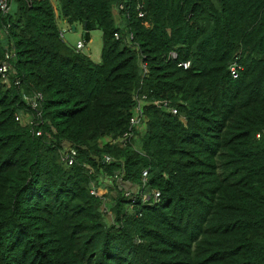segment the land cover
<instances>
[{"label": "trees", "instance_id": "16d2710c", "mask_svg": "<svg viewBox=\"0 0 264 264\" xmlns=\"http://www.w3.org/2000/svg\"><path fill=\"white\" fill-rule=\"evenodd\" d=\"M58 5L87 42L102 32L100 64L61 39L52 0L0 12L20 81L0 74V264H264V0Z\"/></svg>", "mask_w": 264, "mask_h": 264}, {"label": "built area", "instance_id": "2783aa9c", "mask_svg": "<svg viewBox=\"0 0 264 264\" xmlns=\"http://www.w3.org/2000/svg\"><path fill=\"white\" fill-rule=\"evenodd\" d=\"M53 2V0H52ZM54 4V2H53ZM55 6V5H54ZM124 9V5H120L118 7H115V13L118 14L119 11ZM11 10V0H0V12L4 13V14H8ZM137 11L139 12V16L140 17H144V13H143V4L138 3L137 6ZM61 32H60V37L62 40L65 41V33L66 30L63 29L60 26ZM86 48L85 43L84 42H78L75 46V49L77 51H83ZM173 57L176 58V55L173 54ZM13 58V54L10 52H7L5 55V59L1 64L0 67V74L2 76V82L3 84H5L8 87H11L12 85L20 87V81L16 78L12 79L13 75L16 74L15 68L13 67V65L11 64V59ZM180 66L184 67L185 69H188L190 66V63H183L180 64ZM143 72L144 74L147 73L148 69L146 64H143ZM240 70L241 68L237 65V63H234L231 67H230V71H231V75L233 76L234 79H237L239 77L240 74ZM146 98H143V100H138V104L137 107L135 109V114L131 119V132L130 134L127 135V137H132L133 136V130L135 129H140L142 130L144 128V122H145V117H144V111H143V107L144 105H146ZM43 100V96L40 93H34L32 97H27L26 101L28 103V105L31 106V108L33 110H36L40 101ZM165 109H169L173 114H177V109L170 107L168 104L164 105ZM40 115H38V118H40ZM17 121H19L22 125L24 126H32L35 122V119L33 116L26 114L23 117H17ZM38 136L41 135V132L37 133ZM68 151L70 152V155H68L66 157L67 160V164L68 166H72L74 163V158L76 156V152L74 150H72L71 146H67ZM106 161H111L110 158H107ZM148 176V172L145 171L144 172V177L147 178ZM120 179V178H119ZM121 181L119 180V183ZM125 191H126V196H128L131 201H133V203H135V197L134 195H141V201L143 204H156L159 201V197L160 194L159 193H154L153 196L149 195V194H144L143 192H141L139 189L136 193L131 192L129 189L126 188V184L120 185Z\"/></svg>", "mask_w": 264, "mask_h": 264}, {"label": "rangeland", "instance_id": "374dc122", "mask_svg": "<svg viewBox=\"0 0 264 264\" xmlns=\"http://www.w3.org/2000/svg\"><path fill=\"white\" fill-rule=\"evenodd\" d=\"M55 7L57 8V14L59 15V25L66 30L65 33V42L70 46H76V42L78 40L85 42L86 48L83 50L84 53L87 55H91L92 59L100 64L101 55H102V48H103V34L100 30H95L90 34V38L93 40L92 44H89L85 37L83 27L80 24L75 25L76 30H72V26L68 23H65L62 18H60V10L57 0H53ZM116 15H118L116 13ZM62 17V15H61ZM89 46V49H88ZM123 185V184H122ZM109 222H112V215L108 218Z\"/></svg>", "mask_w": 264, "mask_h": 264}, {"label": "crops", "instance_id": "0c3cea01", "mask_svg": "<svg viewBox=\"0 0 264 264\" xmlns=\"http://www.w3.org/2000/svg\"><path fill=\"white\" fill-rule=\"evenodd\" d=\"M58 1V0H57ZM58 17H59V15H57ZM60 17H61V15H60ZM62 21V20H61ZM65 22V21H64ZM66 23V22H65ZM92 39L90 38V41L88 42L89 44H92ZM78 42H83V41H80V40H78L77 42H76V44L78 43ZM88 49H89V46H88ZM91 58H92V56L91 55H89ZM93 60V59H92ZM94 61V60H93ZM95 62V61H94ZM95 63H97V62H95ZM100 63H101V60H100ZM98 64V63H97ZM67 146H69V145H67ZM113 179L112 178H109V179H107V183H109V184H113ZM126 188L127 189H129L131 192H133V193H136L137 191H138V188H136V187H132V186H130V185H126Z\"/></svg>", "mask_w": 264, "mask_h": 264}, {"label": "water", "instance_id": "95a60500", "mask_svg": "<svg viewBox=\"0 0 264 264\" xmlns=\"http://www.w3.org/2000/svg\"><path fill=\"white\" fill-rule=\"evenodd\" d=\"M67 22L70 23V20L68 19ZM72 30H73V31L76 30L75 26H72Z\"/></svg>", "mask_w": 264, "mask_h": 264}, {"label": "clouds", "instance_id": "9594fccd", "mask_svg": "<svg viewBox=\"0 0 264 264\" xmlns=\"http://www.w3.org/2000/svg\"><path fill=\"white\" fill-rule=\"evenodd\" d=\"M61 20H59V22H60ZM65 22H66V20H64ZM68 23V22H67ZM85 43V42H84ZM126 185H129V184H126ZM137 188V187H136Z\"/></svg>", "mask_w": 264, "mask_h": 264}]
</instances>
